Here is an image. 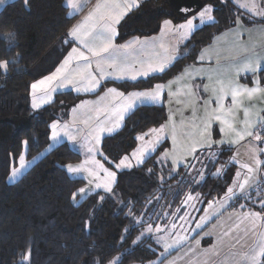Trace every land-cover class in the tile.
Returning <instances> with one entry per match:
<instances>
[{
  "label": "trees",
  "instance_id": "1",
  "mask_svg": "<svg viewBox=\"0 0 264 264\" xmlns=\"http://www.w3.org/2000/svg\"><path fill=\"white\" fill-rule=\"evenodd\" d=\"M64 1L28 0L25 5L24 0H12L0 9V60L10 61L6 72L0 69V264H104L116 256L117 264H152L159 259L160 247L149 236L139 238V231L146 224L166 222L188 192L200 194L201 208L221 199L239 170L230 162L234 148L223 144L198 151V159L190 163L195 162V169L178 166L163 179L156 156H148L133 169L117 171L113 184L116 197L98 191L81 199L77 196L74 202L73 193L84 181L70 176L65 167L78 162L80 154L66 142L40 153L49 144L50 123L82 96L60 91L41 108L32 110L29 105L31 83L52 72L72 45L66 34L77 15L69 16ZM202 1L213 7L215 22L193 31L183 43L181 58L165 73L136 82L108 83L129 91L164 82L194 62L198 50L214 35L232 27L237 18L246 25L262 21L230 0ZM185 17L173 11L166 0H141L139 7L118 23L115 40L147 36L158 31L163 19L177 22ZM258 78L264 87V71H259ZM240 80L251 83V76ZM166 117L163 104L137 106L120 129L101 139L100 158L109 165L117 161L135 146L137 134L159 126ZM218 137L214 127L213 138ZM257 147L264 149V143L257 142ZM22 152L26 160L37 159L9 182ZM209 152L218 154L214 161L208 158ZM259 155V182L245 194L233 197L229 210L241 208L264 216V152ZM221 167L222 174L215 175ZM158 205L159 213H149L150 207ZM28 251L30 257L23 261L22 255Z\"/></svg>",
  "mask_w": 264,
  "mask_h": 264
},
{
  "label": "snow or ice",
  "instance_id": "2",
  "mask_svg": "<svg viewBox=\"0 0 264 264\" xmlns=\"http://www.w3.org/2000/svg\"><path fill=\"white\" fill-rule=\"evenodd\" d=\"M27 5L28 0H24ZM140 0H98L95 7L88 13L84 19L69 30L68 35L77 41L80 47H72L68 55L63 59L55 71L42 79L32 83V108L38 109L43 104H47L52 100V93L58 89L71 88L77 93H95L98 89L104 86L107 81H139L144 78H149L153 74H163L174 62L181 58L179 45L187 40L196 29L197 25L194 20L199 19L201 25L207 22H215L213 7L205 6L201 11L184 23L173 25L171 20H165L161 28L164 35L171 34L175 38V43L165 44L157 42L156 38L141 40L139 37L123 45L114 43L115 37L118 35L116 25L134 8L139 7ZM239 7L246 9L252 17L264 18V8L260 6L264 0H236ZM4 0H0L3 4ZM86 4V0H66V5L70 9L69 16L78 13ZM187 11V10H185ZM239 25V20L237 21ZM264 31V30H262ZM227 43V36L223 37ZM14 40V38H13ZM256 46L253 45V49ZM235 53V55L232 54ZM212 60L213 55L216 56V69H209L205 73L203 68L185 69L179 77L167 84L157 83L152 88L142 91L124 92L115 87L106 89L104 95L98 97L95 102L82 101L78 107H84L89 104H94L92 114L88 115L79 123L86 126L88 132L81 136L82 143L80 147L86 153L87 158L79 165H67V171L73 175L86 174L84 178L88 179L89 187L80 188L76 193H73V200L76 202L77 195L81 198L85 194L93 192L95 189H104L106 192L112 191V184L115 182L116 172L110 171L99 160L96 159V154L99 152L101 137L104 134L111 135L123 126L126 116L131 113L139 105H157L161 104L164 94L167 91L168 97L176 98L175 102L178 106L185 104L192 108L193 120L189 124L180 121V135L190 138V143L184 149L183 154L179 155L175 151L178 142V127L174 119V115H169V122L160 125L159 128L149 129L136 137L141 143L133 150L131 155H125L120 158L118 163L114 164L116 169L132 167V160L136 164H142L145 158L157 150L158 145L171 135L173 142V152L165 151L163 159H171L173 170L181 164L189 169H195V164L187 163L186 161L197 160L198 151L205 148L211 149L214 145H236L246 138H251L253 142L264 143V116L256 115L253 119V113L250 103L259 95L264 96V87L261 86L259 79L254 81V86L249 87L239 83L241 73L255 74L261 70V65L264 63V56L249 49L240 40V33L235 32L233 42L230 46V52L223 57L224 63L220 64L221 52L219 50H205L199 56V60L203 62L206 59ZM15 63V61H11ZM8 60H0V69L5 72L8 69ZM205 74L209 83L202 86V91L210 93L209 99L203 101L202 98L196 97V90L200 85H196L194 81ZM179 85L177 87L174 86ZM196 97V99H193ZM230 97L231 103L225 104L226 99ZM184 98V99H182ZM200 102L203 107L201 111L203 115L199 117L197 122V111L194 105ZM215 107L212 108V103ZM77 111L73 109V113ZM242 112V118L240 113ZM219 124V133L222 134V139H212L213 124ZM51 139L58 141L61 136L67 140L76 142L77 135L73 134V128H76V121L73 120L72 125L65 123L60 125L58 122L51 124ZM78 132L83 133V128H78ZM25 147L28 141H23ZM51 147V145L49 146ZM249 151L252 152L256 167L247 163H242L240 166L246 172L241 177V173L237 172V180H234L233 185L228 187L223 200L219 201V207H214L213 202L208 203V209H205V215L201 217L200 222L196 224L200 228L210 215H215L223 208L228 201L236 197L237 194H244L251 188V182L254 175L261 165L258 158L259 152H264V149H259L255 143H251ZM218 154L209 152V159L215 160ZM19 167L13 166L9 176V182H14L21 174L22 170L30 163L26 160L25 154L22 152L19 156ZM35 159V158H33ZM106 159V158H105ZM240 163L236 157H232L230 162ZM203 164L202 161H200ZM200 172V178L203 180V171ZM224 171L223 167L217 168L215 175L220 176ZM103 173V176H101ZM200 194L193 196L188 193L183 201L185 206H194V202L199 199ZM103 199V197H101ZM264 205V201H261ZM211 210V211H209ZM180 209H177L179 212ZM185 220L186 217H180ZM239 223L234 225L235 230L239 231L242 224L246 225L244 236L249 233L256 237L252 247L248 252L237 253L233 256H226L224 264H264V231L257 232L258 227L264 228V223L259 221L264 220L259 212H245L242 217L238 218ZM176 225L173 224L172 228ZM162 229L157 226L156 231ZM127 231V230H126ZM152 231L151 226L147 229ZM233 229H228L223 233L224 237L232 235ZM143 235V234H142ZM207 235V234H206ZM244 237L235 238L232 244L234 248L241 243ZM139 239V238H138ZM187 236H179L172 243L164 237H159L157 243H163L165 251L169 248L179 245L186 240ZM199 241H197V244ZM214 255H219V251H214ZM30 251L22 255L23 261H28ZM115 258L109 264H117ZM97 264H102L97 261Z\"/></svg>",
  "mask_w": 264,
  "mask_h": 264
},
{
  "label": "crops",
  "instance_id": "3",
  "mask_svg": "<svg viewBox=\"0 0 264 264\" xmlns=\"http://www.w3.org/2000/svg\"><path fill=\"white\" fill-rule=\"evenodd\" d=\"M86 1L87 2L85 4V6L82 7V9L78 13L74 14V15H77V17H76L75 21L73 22V24L69 27V29L67 31L66 38L72 42V45H71L70 49L67 51V53L65 54L64 58L71 51L72 47H80L79 43L77 41L73 40V38H71L68 35L69 30L72 27H74L75 25L79 24L84 19V17L87 16L88 13L95 7V5L98 2V0H86ZM230 1H232L241 11L250 14L246 9L239 7V4L236 2V0H230ZM140 2H141V0H140ZM241 2H243V0H241ZM65 5H66V2H65ZM260 6L262 8H264V2H261ZM68 11L71 12L72 9H70L68 7ZM255 18L261 19L262 21L246 25L239 18H237L236 21H235V24L232 27H230L228 29H225V30L217 33L216 35H214L207 44H205L204 46H202L198 50V52H197V54L195 56L194 62H191V63L185 65L179 72L174 74L171 78H169L168 80H166L164 82H160V83L167 84L169 81L174 80L175 78L179 77L182 73H184L185 69H189V68H196V69L203 68V69H205V73H207V71L209 69H216L218 67V65H217V59H216L215 55H213V58H212L211 61H209L207 59V54H206V59L203 62H201L198 59L199 56L201 55V53L204 52L205 50H209V51H211V50H219L221 52V54H222L221 55L220 64L223 65V63H224L223 57L227 56L229 54V52H230V46H231V44L233 42L236 30L239 31L240 40H241V42L244 45L249 47V49H252L255 52L259 53L260 55L264 56V31H262V30H264V18H261V17H255ZM165 20H171V19H163L161 21V23H160V27H159L158 31L153 33V34H150V35H147V36H130V37H128L125 40L120 41V42H117L114 39V43L116 45H118V46L119 45H123V44L127 43L128 41L133 40L136 37H139L141 40H143L145 38H148V39L156 38L158 43H159V40H164L165 41L164 43L166 45L169 44V43H175V38L171 34L164 35L161 32V28H162L163 22ZM238 20H239V25L237 24ZM181 23H183V22L182 21H177V22L172 21L173 25H179ZM117 25L115 26L116 28H117ZM225 36H227V43L225 42L224 39H222ZM184 42L185 41H183L179 45V52L181 53V55L183 54V43ZM253 45L256 46L254 49H253ZM232 54L235 55L234 52H232ZM63 59L61 60V62L63 61ZM60 63L57 65V67L60 65ZM55 69L53 71H55ZM260 71H264V63H262ZM52 72H50V73H52ZM258 73H259V71L257 73H255V74H252V73H241L239 78H238L239 83L242 84V85L249 86V87L254 86V81L256 79H259L258 78ZM49 74H47V75H49ZM157 74H159V73H157ZM47 75H45V76H47ZM247 75L251 76V83H245V82L240 80L241 77H245ZM45 76H43V77H45ZM43 77L33 81L32 83L42 79ZM108 82H111V81H107V83ZM32 83H31V85H32ZM194 83L196 85H200V88H198L196 90V97L202 98L203 101H207L209 99L210 93H205V92L202 91L203 84L209 83V81L206 78V75L205 74H201V76L198 77L194 81ZM155 84H157V83H155ZM155 84H153L151 87L146 88V89H134V90L124 91V90H121L120 88H118L116 85H114L112 83L106 84V82H104V86L102 88L98 89L95 93H92V94H97L96 97H97V100H98V97L101 96V95H104L106 89L109 88V87H115V88L119 89L120 91H124V92L127 93V92H131V91L147 90V89L152 88ZM31 85H30V89H29V105H30L32 110H36V109L32 108V89H31ZM177 86H179V85H175L173 90H175V87H177ZM66 90L72 91L71 88L58 89L56 92L52 93V100L54 98V95L57 92L66 91ZM196 97H193V99H196ZM182 99H184V98H182ZM175 100H176L175 97L170 99L168 97L167 91L165 92L164 98H163V101H162L161 104H163L165 106V108H166V116L167 117H166L165 121L163 123H161L160 125L168 123L169 122V115L173 114L174 115V119H175L176 124H177V127H178V134H179V132H180V128H179L180 121L183 120L186 125L189 124V122L193 120V113H192V108L188 106L187 101L185 102V104H182V105L178 106L176 104ZM94 102H95V100H94ZM49 103H47V104H49ZM230 103H231V98L228 97L226 99V101H225V104L227 105V104H230ZM47 104H43V105H41V107H43V106H45ZM215 106L216 105L213 102L211 107L214 108ZM248 106L251 107V110H252V113H253V119L256 118L257 114L262 116V112L264 110V96H259L258 95L250 103V105H248ZM94 107H95V105L92 106V109ZM194 107L196 108V111H197V122H199V117L203 115V112L201 111L203 105H202V103L197 102L194 105ZM74 108L77 109V111L75 113H73V109ZM80 110L81 109H79L78 106H70V108L68 109V111L66 113L67 117L64 120H53L52 122H58L60 125H63L65 123H68L70 120H75L76 121L77 118H79L78 117L79 113H81ZM240 117L242 118V112L240 113ZM80 121H82L81 118H79V121H76V127L83 128L84 132L83 133L78 132L77 131L78 128H73V134L77 135V141L76 142L69 141V140H67L66 137L61 136V138L58 141H55L56 142L55 144L57 145L58 143L66 142L70 147H72L74 150H76L80 154L82 152V150H83L80 147V144L82 143L81 136L85 135L88 132V130H89L84 125L82 126V124L79 123ZM68 124L72 125L70 123H68ZM160 125L157 126V127H154V128H159ZM214 127L217 128V131H218V134H219V137L217 139L213 138V128ZM213 128H212V133H211L212 139L213 140L222 139V134L219 133V124L218 123H214L213 124ZM49 135H50V133H49ZM106 135H109V134H104L101 137V139L104 136H106ZM179 136H180V134H179ZM184 137H186V136H184ZM186 138L190 142V138L189 137H186ZM50 140H51V135H50ZM249 143H253L252 139L251 138H246L244 141H241L239 144L230 145V146H232L234 148V154H235L236 151H238L240 149V145H242V144L250 145ZM255 144L257 146V143H255ZM226 145H229V144H226ZM175 151H176L177 154L182 155L184 149L175 150ZM99 153H100V145H99ZM241 153H242V151L238 155V158L243 156ZM80 157H81V155H80ZM80 160H82V157L80 158ZM181 164H179V165H181ZM259 171H261V165H260V170ZM259 180H260V176H259ZM259 180H257V182L252 184L251 188L255 187L257 185V183L259 182ZM249 190H247L246 192H248ZM237 195H240V194L238 193ZM221 200H223V198L217 199V200H214V201H211V202L214 203V207H219L218 206L219 204H217V203L219 201H221ZM231 201L232 200L228 201L227 204H225L223 208H220L219 212H217L215 215H210L209 219L202 225V228H206V231L208 232V233H206L205 231H203L205 234H207L206 236H208V238L205 240L206 243L202 244L199 240L196 239V234L202 228H200L199 230H194L193 229L191 232H189V235H187V239H186V240L189 241L188 245H190V246H188V250L190 251V256L188 257L187 264H224L226 256H233V255H236L237 253L248 252L250 250V248L252 247L253 242L255 241L256 237H254L252 235L251 236L248 235L246 237L244 236V230H245L246 225L242 224L240 226L239 231H237V230H235V228L232 227V224L236 225L237 223H239V219L238 218L242 217L243 213L249 212V211H252V210H244V209H241V208H236V209H233V210H229V205L231 204ZM207 207H208V204H207ZM206 209H208V208H206ZM209 211H211V210H209ZM253 212H256V211H253ZM204 215H205V212H202L198 218L200 219V217H203ZM216 221H219V223H220L219 226H221V227L216 226V228L211 230L209 227ZM259 223H264V222H263V220H261V221L258 222V224ZM162 224H166V222L159 223V225H162ZM217 228H219V230H220L219 233H218ZM228 229H233L232 235L229 236V237H224L223 233L225 231H227ZM259 231H264V228H259L258 227L257 232H259ZM238 237H244V238L241 240L240 244L236 245L233 248L232 244L235 242V238H238ZM170 239H171V237L168 240H170ZM186 240H185V242H186ZM197 241H199L198 244H197ZM185 242H183L179 247L174 249L175 253L177 251H182V249H184V245L187 246V243H185ZM179 248H181V249L179 250ZM214 251H219L220 254L218 256L214 255L213 254ZM172 257H175V255L171 251L168 255L163 256L161 259H159V264H164V262H166L167 260L173 259ZM176 261H177L176 259L172 260V262H176Z\"/></svg>",
  "mask_w": 264,
  "mask_h": 264
},
{
  "label": "rangeland",
  "instance_id": "4",
  "mask_svg": "<svg viewBox=\"0 0 264 264\" xmlns=\"http://www.w3.org/2000/svg\"><path fill=\"white\" fill-rule=\"evenodd\" d=\"M10 1H12V0H4V3L3 4H0V9L7 3V2H10ZM66 2V1H65ZM87 2V1H86ZM209 4L207 3V4H204V5H202V7L197 11V12H195V13H192V14H190V15H188L187 17H185L184 19H182V20H180V21H182L183 23L187 20V19H190V18H192L193 16H196L197 15V13L199 12V11H201L205 6H208ZM207 23H210V22H207ZM194 24H196L197 25V27H199V26H201V24L199 23V19L197 18L196 20H194ZM206 24V23H205ZM196 27V28H197ZM116 30H117V28H116ZM159 42H165L164 40H159ZM64 58V57H63ZM62 58V59H63ZM61 59V60H62ZM61 62V61H60ZM59 62V63H60ZM57 67V66H56ZM107 83V82H106ZM108 84V83H107ZM72 92L74 93V94H79V95H81L82 97L78 100V101H76L75 103H73V105H71V106H79V105H81V102L82 101H92V102H94V100L96 101L97 100V94H92V93H77V92H75L74 90H72ZM92 106H94V104H89V105H87V106H84V107H78L79 109H81L80 111H81V113H79V118H81L82 120L83 119H85L88 115H91L92 114ZM67 117V114L66 113H60L59 114V117L58 118H56L55 120H64L65 118ZM79 118H77V120L76 121H79ZM53 123V122H52ZM52 123H50V125L49 126H51V124ZM68 123H70V124H72L73 123V120H70ZM83 126V125H82ZM86 127V126H85ZM76 128H78V127H76ZM154 128V127H153ZM150 129H152V128H150ZM148 131V130H147ZM146 131V132H147ZM143 133H145V132H143ZM140 134H142V133H140ZM140 134H137L136 135V137L138 136V135H140ZM50 135H51V127H50ZM50 135H49V144H48V146L43 150V151H41V153L40 154H42V153H44V152H46L48 149H50L52 146H54V145H56L55 143V141H53L52 139L50 140ZM141 142L139 141V140H137L136 139V144H135V146L128 152V153H126V154H124V155H122L120 158H122L123 156H125V155H131V153L133 152V150L140 144ZM188 143H190L189 142V140L186 138V137H184L183 135H180L179 136V134H178V142H177V145H176V147H175V150H180V149H185L186 147H187V145H188ZM253 143H257V142H253ZM249 144H251V143H249ZM51 145V147H49ZM249 147H250V145H244V144H242V145H240V149L238 150V151H236V153L234 154V156L236 157V159L240 162V163H236V162H234V161H232L233 163H235V164H237L238 166H239V170H237L236 171V173L237 172H240L241 173V177L240 178H242L243 177V175L245 174V172H246V170L245 169H242L241 168V164L242 163H247V164H250V165H252L254 168L256 167V165H255V163H254V157H253V154H252V152L251 151H249ZM173 150H174V148H173V142H172V139H171V136L169 135V136H166V138L161 142V144L160 145H158V147H157V150L154 152V153H151L149 156H156L155 157V160H156V162H157V165H158V167H160L161 168V170H160V177L163 179L164 177L166 178V177H169L176 169H177V167L178 166H184V163H182L181 165H178L176 168H175V170H173V165H172V163H171V159L169 158V159H163V153L165 152V151H168V152H173ZM242 151V155L243 156H241L240 158H238V155L240 154V152ZM80 155H81V157H82V160H79L78 162H75V163H71V165H73V166H76V165H79L82 161H84L86 158H87V156H86V153L84 152V150H82V152L80 153ZM258 155V158L260 159V161H261V158H260V155L259 154H257ZM233 156V157H234ZM35 159H27V161H29L30 163L28 164V166L29 165H31L36 159H37V157H34ZM120 158L117 160V161H115V162H111L110 163V165L109 164H107V163H105V161L102 159V158H100V153L98 152L97 153V155H96V159L97 160H99L101 163H103L104 164V166L106 167V168H108L110 171H115L116 173H117V171H120V170H130V169H133V168H135V167H137V166H139V165H141V164H139V165H137L136 164V161L133 159L132 160V167H130V168H123V169H116L115 167H114V164L115 163H118L119 162V160H120ZM147 158V157H146ZM145 158V159H146ZM232 158V157H231ZM231 158H230V161H231ZM191 158H189V160L188 161H186L187 163H191ZM193 164H195V162H193ZM27 166V167H28ZM17 167H19V160H18V165H17ZM26 167V168H27ZM26 168H24L23 170H22V172H24V170L26 169ZM66 168V170H67V167H65ZM260 170V167H259V169L257 170V172L255 173V175H254V179L252 180V182H251V185L252 184H254L255 182H257V180H259V176L261 175V172L259 171ZM21 172V173H22ZM69 173V172H68ZM236 173H235V177H234V180H237V179H239V178H237V176H236ZM69 175L70 176H72V177H76V178H81L83 181H84V185L83 186H81L80 188H86V187H89V185H88V179H86V178H84L85 176H86V174H79V175H73V174H70L69 173ZM10 176V175H9ZM20 176V175H19ZM18 176V177H19ZM101 176H103V173H101ZM17 177V178H18ZM9 178V177H8ZM233 180V181H234ZM8 181H9V179H8ZM114 184V183H113ZM113 184H112V191L111 192H108V193H111V194H114V196L116 197V193L114 192V190H113ZM232 186V185H231ZM79 188V189H80ZM98 191H102V192H106L104 189H95L93 192H98ZM77 192V191H76ZM93 192H91V193H93ZM189 193V192H188ZM187 193V194H188ZM88 194H90V193H88ZM88 194H85L84 196H86V195H88ZM187 194H185V196L181 199V201L179 202V204H178V206L174 209V208H172V209H174L173 211H172V213H171V215L169 216V218L167 219V221H166V224H162V225H159V223H157V224H155V225H150V224H146V225H144L143 226V228L139 231V238H141L142 236H149V237H151L156 243H157V239L159 238V237H164L167 241H168V243H172V241L174 240V239H178L179 238V236H187V235H189V232H191L193 229L194 230H199L200 228H202V226L200 227V228H197L196 227V224L198 223V222H200V219H201V217H200V219L198 218L199 216H200V214L202 213V212H205V209L206 208H208L207 207V204H205L204 206H203V208H201V205H202V199L199 197V199L197 200V201H195L194 202V206H185L184 204H183V201L185 200V197H186V195ZM193 196H195L196 195V193L195 194H193V193H191ZM78 196V199H81V196L80 195H77ZM83 196V197H84ZM225 196V195H224ZM224 196L223 197H221V198H224ZM217 204H219V203H217ZM219 206V205H218ZM159 205L158 206H156L155 207V209H154V207L152 206V207H150L149 208V213L150 212H154L155 211V215L157 214V213H159ZM180 209V211L179 212H177V209ZM161 213L162 214H165L163 211H161ZM162 214H159L160 216H162ZM182 216H184V217H186V219L185 220H181L180 219V217H182ZM198 219V220H197ZM196 221V222H195ZM173 224H175L176 225V227L175 228H172V225ZM219 221H216V222H214L209 228L211 229V230H213L214 228H216V226H219ZM203 225V224H202ZM149 226H151V228H152V231L151 232H148L147 231V229L149 228ZM157 226H159V228L160 229H162L161 231H159V232H157L156 231V229H157ZM219 227H221V226H219ZM232 227L234 228V225L232 224ZM217 230H218V233H219V228H217ZM203 231H205L206 233H208L207 231H206V228H202L197 234H196V239L197 240H199L202 244H204V243H206V239L208 238V236H206V234L203 232ZM143 234V235H142ZM249 236H251V234L249 233ZM171 237V239L170 240H168L169 238ZM249 238V237H248ZM183 242H185V240L184 241H182L179 245H176V246H173V247H171V248H169L167 251H165V249H164V246H163V243H157L159 246H160V251H159V259H161L163 256H166V255H168L171 251H172V253H174V255H175V257H172L173 259H170V260H167L166 262H164V264H187V262H188V257L190 256V251L188 250V246H190V245H188L189 244V241L188 240H186V242L185 243H187V246H185L184 245V249H182V251H177L176 253H175V251H174V249H176L177 247H179ZM181 248H179V250H180ZM115 258H118V256H116V257H114L113 259H111V260H109V261H107L106 263H104V264H109V262L110 261H113ZM159 259H156V260H154L153 262H152V264H159V262H158V260ZM174 259H176L177 261L176 262H172V260H174ZM118 261V260H117ZM172 262V263H171ZM134 264H138V263H134Z\"/></svg>",
  "mask_w": 264,
  "mask_h": 264
},
{
  "label": "water",
  "instance_id": "5",
  "mask_svg": "<svg viewBox=\"0 0 264 264\" xmlns=\"http://www.w3.org/2000/svg\"><path fill=\"white\" fill-rule=\"evenodd\" d=\"M166 2L173 11L181 16H188L195 13L203 5L202 0H166Z\"/></svg>",
  "mask_w": 264,
  "mask_h": 264
}]
</instances>
